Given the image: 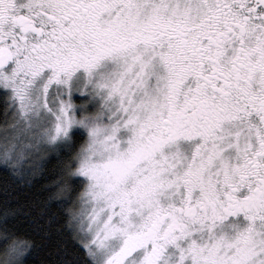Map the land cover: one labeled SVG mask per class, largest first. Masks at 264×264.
Segmentation results:
<instances>
[{"label": "snow or ice", "instance_id": "6c2138e0", "mask_svg": "<svg viewBox=\"0 0 264 264\" xmlns=\"http://www.w3.org/2000/svg\"><path fill=\"white\" fill-rule=\"evenodd\" d=\"M0 171V264H264V0H0Z\"/></svg>", "mask_w": 264, "mask_h": 264}, {"label": "trees", "instance_id": "16d2710c", "mask_svg": "<svg viewBox=\"0 0 264 264\" xmlns=\"http://www.w3.org/2000/svg\"><path fill=\"white\" fill-rule=\"evenodd\" d=\"M4 173L0 171V177H3ZM54 176V168H49L47 172H45L44 176L39 177L40 184L37 185V189L40 185H45L50 182L52 177ZM3 194L0 193V198H2ZM47 253L43 250H37L33 253L31 257H29V264H44V261L46 259Z\"/></svg>", "mask_w": 264, "mask_h": 264}]
</instances>
